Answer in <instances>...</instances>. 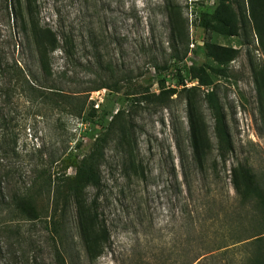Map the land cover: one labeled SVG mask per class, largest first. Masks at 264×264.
<instances>
[{
	"label": "rangeland",
	"instance_id": "1",
	"mask_svg": "<svg viewBox=\"0 0 264 264\" xmlns=\"http://www.w3.org/2000/svg\"><path fill=\"white\" fill-rule=\"evenodd\" d=\"M32 1L42 27L52 29L61 43L64 36L73 38L72 61L65 60L62 50L52 55L56 78L66 72L70 82L62 88L72 94L83 92L92 81L103 79L111 89L88 93V104L94 102L97 111L93 117L43 116L29 105L8 107L5 113L12 128L21 132L19 148L30 151L40 145L45 159L64 150L82 158L121 110L123 124L135 128L136 159L146 169V178L137 179L126 159L111 148L102 167V189H87L88 203L110 233L106 250L94 264H185L187 257H201V264H243L250 253L247 239L264 232V224L250 214L252 206L242 204L232 184V168L238 163L264 177V93L256 85L264 54L249 23L247 0H229L240 21L235 37L205 26V15L213 12L218 0ZM2 29L8 37L9 29ZM208 44L239 52L222 74L216 70L223 67L206 53ZM15 58L37 72L28 52L19 49ZM200 70H205V79L212 77L211 87L200 85L196 78ZM183 85L191 92L168 98L167 91H181ZM210 92L217 95L234 148L227 165L220 163L215 169V120L206 98ZM148 95L153 97L139 104ZM186 95L208 126L211 143L204 172L193 165L188 147ZM129 136L127 141L132 142ZM177 139L185 142L183 156ZM26 165L23 179L30 176ZM58 172L54 166L52 173ZM11 186L15 189V184ZM68 225L69 237L76 236L73 213ZM19 229L20 234L14 235L0 232L10 258L55 264L51 231L45 223L22 222ZM72 250L75 258H83L80 246Z\"/></svg>",
	"mask_w": 264,
	"mask_h": 264
},
{
	"label": "trees",
	"instance_id": "2",
	"mask_svg": "<svg viewBox=\"0 0 264 264\" xmlns=\"http://www.w3.org/2000/svg\"><path fill=\"white\" fill-rule=\"evenodd\" d=\"M247 5L249 23L264 54V0H247ZM35 8L32 0H0V232L7 235L20 234L19 225L22 222L45 223L51 231L55 264H94L106 250L110 233L100 222L96 210L88 203L87 189H102V167L108 161L107 153L111 148L122 159H126L128 170L137 179L146 178V169L143 162L136 159L139 152L136 139L133 141L136 137L135 128L132 123L128 127L123 124L124 113L121 110L112 116L110 124L94 141L90 152L82 158L64 150L59 156L54 154L45 159V151L40 145L30 151L19 148L21 132L12 128L5 113L8 107L14 109L20 105H29L43 116L65 113L77 118L86 114L93 117L97 111L94 109V102L90 101L88 104V93L111 89L103 79L92 81L90 87L83 92L72 94L62 88V84L66 86L70 82L67 81L66 72L62 77L56 78L52 55L62 50L65 60L68 63L72 61L75 56L73 38L64 36L61 43L52 29L41 26ZM239 23L238 14L229 0H218L213 12L205 15L206 28L224 37L238 36ZM3 27L9 29L8 37L3 36ZM19 49L28 52L35 59L37 72L23 67L15 58ZM206 53L223 67L220 71L216 70L218 74L226 71L239 55L236 49L214 44L206 45ZM196 72V78H199L202 87L212 86V77H204L207 75L205 70ZM256 85L258 91L264 93V68L256 75ZM117 87L116 83L114 89ZM184 92L190 93L191 89L186 90L183 85L181 91L171 89L166 94L168 98L175 95L182 97ZM82 93L86 96L85 100L80 98ZM151 96L143 98L144 101L140 100L139 104L148 102ZM156 97L161 98L163 94ZM186 98L188 147L193 165L198 171L204 172L211 143L208 126L190 96L186 95ZM206 98L211 104L215 120V169L220 163L227 165L234 148L216 93H207ZM128 136L132 142L127 141ZM176 142L183 156L185 142L180 139ZM24 164L31 170L30 176L26 177L28 181L23 179ZM54 166L59 168L56 174L52 173ZM182 166H186L184 159ZM69 169H74V175L67 174ZM12 184H15V189ZM232 184L242 204L252 206L250 214L264 224V177L261 179L251 167L238 163L232 168ZM72 213L77 235L70 238L68 221ZM247 241L250 253L245 256L243 264H264V232ZM76 245L81 247L83 258L73 256L72 248ZM8 248L7 243L0 242V264H38L37 259L31 257L22 262L17 258H10ZM187 258L185 264H201L198 262L201 257Z\"/></svg>",
	"mask_w": 264,
	"mask_h": 264
}]
</instances>
